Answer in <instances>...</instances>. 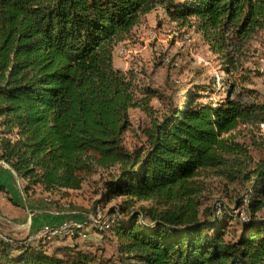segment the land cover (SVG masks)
Returning <instances> with one entry per match:
<instances>
[{"label": "trees", "instance_id": "obj_1", "mask_svg": "<svg viewBox=\"0 0 264 264\" xmlns=\"http://www.w3.org/2000/svg\"><path fill=\"white\" fill-rule=\"evenodd\" d=\"M158 8L182 25L193 19L217 54L226 77L215 105L204 101L214 78L179 93L170 71L162 90L114 66L116 46ZM257 52L264 0H0V168L28 194L52 196L106 172L97 203L119 199L112 226L98 229L119 241L117 261L50 253L0 230V264H264V137L253 131L264 101L247 87ZM131 108L149 116L132 149Z\"/></svg>", "mask_w": 264, "mask_h": 264}, {"label": "rangeland", "instance_id": "obj_2", "mask_svg": "<svg viewBox=\"0 0 264 264\" xmlns=\"http://www.w3.org/2000/svg\"><path fill=\"white\" fill-rule=\"evenodd\" d=\"M190 21L192 26L182 25L178 21H172L164 9L153 10L144 15L140 22L133 27L128 37L116 46L115 56L121 58L124 65H127L126 70L134 69L146 83L162 90L165 89V80L169 71L173 75L172 77L179 82V93L193 89L196 84L210 83L211 79L214 78L217 86L215 92L208 94L204 101H213L215 105L221 97L222 89H224L221 81L226 76L221 73V64L217 54L209 49L202 34L196 30L194 20ZM121 46L128 50L126 56L117 54V49ZM257 54L260 56L258 60L248 62V66L252 68L253 72L251 73V82L247 84V87L255 91L256 98L254 99L264 101V54L260 55V52H257ZM162 58H166L165 62H161ZM187 86L191 89L186 90ZM168 93H170V90H168ZM159 101L155 98L150 105L154 109H162L163 104ZM155 115H159V111ZM130 119L134 129L125 134V144L132 149L144 141L142 133L139 129H135L141 123L147 124L149 116L139 108H131ZM258 127V129L253 128L249 124L246 128H253L255 134L264 137V123H260ZM241 128L245 127L242 126ZM244 132L247 133V131ZM252 152L254 155L258 153L256 150ZM2 164L8 166L6 163L2 162ZM3 166L1 168H4ZM101 175L105 178L106 172ZM101 175L94 174L87 178L80 190H60L54 196L46 194V197H54L52 198L54 200L60 199L59 203L63 204V208L78 212L80 215L86 212L88 218L94 215L96 206L100 204L101 215L105 216L104 219L109 218L111 220L115 216L110 215L109 209L111 206L116 205L119 199H114L107 204L104 202L97 203L103 189V182L100 180ZM36 194L43 195L44 193L37 192ZM62 195L63 197L59 198ZM211 197L209 203H213L219 197V194L215 193ZM147 204L149 203H143V205ZM0 230L15 236L14 232L18 228L7 227L0 222ZM23 235H25V232ZM118 242L111 231L102 233L93 226L88 227L85 237L76 235L43 241V243H46V250L50 253L56 251L59 255H64L67 247L70 249L78 248L84 252L95 253L103 258H110L113 261H117L119 257Z\"/></svg>", "mask_w": 264, "mask_h": 264}, {"label": "crops", "instance_id": "obj_3", "mask_svg": "<svg viewBox=\"0 0 264 264\" xmlns=\"http://www.w3.org/2000/svg\"><path fill=\"white\" fill-rule=\"evenodd\" d=\"M113 63L116 68L122 70L127 68L123 60L115 55ZM3 167L0 168V183L5 186L6 190L0 191V222L7 227L18 228L14 232L17 238H23L35 233L46 223L57 224L66 218L75 221L88 219L86 212L80 215L78 212L68 209L55 208L54 204L48 202L50 199V197H46L48 193L43 195L28 194L25 189L27 183L8 166ZM24 232L25 235H23Z\"/></svg>", "mask_w": 264, "mask_h": 264}, {"label": "built area", "instance_id": "obj_4", "mask_svg": "<svg viewBox=\"0 0 264 264\" xmlns=\"http://www.w3.org/2000/svg\"><path fill=\"white\" fill-rule=\"evenodd\" d=\"M127 51L123 46L117 49V54L126 56ZM100 205H97L94 215L84 221L66 220L58 225H43L35 233L31 234V242L48 241L58 237H74L76 235L85 237L89 226L98 229H109L112 226V220L104 219L101 215Z\"/></svg>", "mask_w": 264, "mask_h": 264}, {"label": "water", "instance_id": "obj_5", "mask_svg": "<svg viewBox=\"0 0 264 264\" xmlns=\"http://www.w3.org/2000/svg\"><path fill=\"white\" fill-rule=\"evenodd\" d=\"M17 175V174H16Z\"/></svg>", "mask_w": 264, "mask_h": 264}]
</instances>
